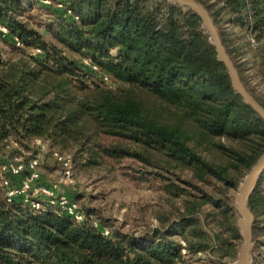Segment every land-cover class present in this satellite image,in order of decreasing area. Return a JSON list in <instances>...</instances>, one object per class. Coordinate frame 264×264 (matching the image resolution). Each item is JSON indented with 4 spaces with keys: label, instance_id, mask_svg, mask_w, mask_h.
Returning a JSON list of instances; mask_svg holds the SVG:
<instances>
[{
    "label": "trees",
    "instance_id": "16d2710c",
    "mask_svg": "<svg viewBox=\"0 0 264 264\" xmlns=\"http://www.w3.org/2000/svg\"><path fill=\"white\" fill-rule=\"evenodd\" d=\"M197 1L264 107L242 76L254 63L264 78V0ZM0 25L15 54L0 57V165L15 153L27 162L34 138L79 144L92 164L151 167L137 170L180 201L171 223L135 234L83 208L76 221L7 201L0 186V264H233L242 239L229 190L264 152V119L233 88L200 17L172 0H0ZM231 34L250 59L236 58ZM259 183L253 246L264 232Z\"/></svg>",
    "mask_w": 264,
    "mask_h": 264
},
{
    "label": "rangeland",
    "instance_id": "374dc122",
    "mask_svg": "<svg viewBox=\"0 0 264 264\" xmlns=\"http://www.w3.org/2000/svg\"><path fill=\"white\" fill-rule=\"evenodd\" d=\"M43 17L41 15L37 19ZM1 27L0 25V57L5 60L14 59L15 54L11 53L10 47L11 40L6 41L4 37L8 32ZM232 35H229V37L233 39V45H236L235 47L240 46L239 49H236V58L241 57V59L247 61L252 53L250 54L248 49L245 50L242 47V42ZM13 40L16 47H23L21 42L17 44L16 39ZM31 50L30 48L27 52L31 53ZM85 67L89 69L87 64ZM245 68L242 71V76L245 78L247 87L251 89L254 95L264 101V78L259 75L261 73L258 70L259 74L253 69L255 68L254 63L247 64ZM100 141L108 143L111 139L102 136ZM42 142H44V147L30 143L29 148L40 160L41 182L53 185L60 167L50 157L48 151L56 149L59 151L60 148L49 145L47 141ZM81 148L79 144H76L69 149H61L71 158L73 183L70 185H56L57 192H63L73 197L81 208L98 214L112 227H119L122 231L134 232L135 234L152 233L151 229L156 226L171 223L172 216L176 213L174 210H176V207H180V201L178 198L168 196L159 177L140 173L137 170L140 167L146 171L152 170L151 167L146 168L140 162L130 158H123L120 162H115L109 158L102 161L98 159L99 163L92 164L89 161L91 157L84 151V148ZM180 174L185 178L189 177L187 170ZM258 182H260L257 186L258 189L264 192V176L261 179L259 178ZM235 193V190H229V195L232 198ZM166 216L169 220L164 221L163 217ZM91 217L93 218L94 214ZM256 219H264V213ZM258 235L260 236L254 242L252 250L253 264H264V232H260ZM201 257H204V255Z\"/></svg>",
    "mask_w": 264,
    "mask_h": 264
},
{
    "label": "built area",
    "instance_id": "2783aa9c",
    "mask_svg": "<svg viewBox=\"0 0 264 264\" xmlns=\"http://www.w3.org/2000/svg\"><path fill=\"white\" fill-rule=\"evenodd\" d=\"M7 30L5 27H1ZM16 43L20 41L16 39ZM83 62L89 65L92 69H96L88 59ZM106 79V76H104ZM33 143L44 147V142L41 139H34ZM59 165L60 170L53 185L42 183L39 171L40 160L36 155L24 162L23 156L15 153L8 160L0 165V186L3 188L5 199L7 201L18 198L36 211L54 210L63 212L76 221H81L85 218L84 211L79 203L71 196L63 192L56 191V185H70L73 183V168L69 155L58 150L48 151ZM19 181H14L12 177H19ZM95 226H98L97 221H93ZM104 234L108 233L106 227L102 228ZM184 252V249H182Z\"/></svg>",
    "mask_w": 264,
    "mask_h": 264
},
{
    "label": "water",
    "instance_id": "95a60500",
    "mask_svg": "<svg viewBox=\"0 0 264 264\" xmlns=\"http://www.w3.org/2000/svg\"><path fill=\"white\" fill-rule=\"evenodd\" d=\"M172 1L184 9L191 10L200 17L202 21V28L208 34L209 40L217 53V58L224 64L231 79L233 88L241 95L243 101L249 104L264 119V107L247 91L242 83L238 71L220 39L218 29L205 6L197 0ZM263 171L264 152L259 156L257 161L250 168L249 172L239 183L235 193L234 203L238 214L237 226L239 228L242 242L239 247L236 260L233 264H253L252 224L254 216L248 208V198L253 192Z\"/></svg>",
    "mask_w": 264,
    "mask_h": 264
},
{
    "label": "crops",
    "instance_id": "0c3cea01",
    "mask_svg": "<svg viewBox=\"0 0 264 264\" xmlns=\"http://www.w3.org/2000/svg\"><path fill=\"white\" fill-rule=\"evenodd\" d=\"M19 178H20V176L19 177H14L13 180L17 181V180H19Z\"/></svg>",
    "mask_w": 264,
    "mask_h": 264
}]
</instances>
